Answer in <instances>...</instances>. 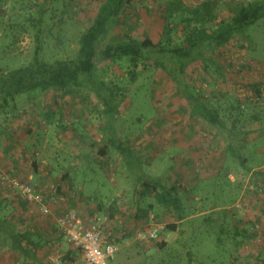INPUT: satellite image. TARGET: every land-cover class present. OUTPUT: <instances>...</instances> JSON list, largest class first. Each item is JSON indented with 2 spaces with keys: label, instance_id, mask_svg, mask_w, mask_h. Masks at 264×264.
Here are the masks:
<instances>
[{
  "label": "rangeland",
  "instance_id": "1",
  "mask_svg": "<svg viewBox=\"0 0 264 264\" xmlns=\"http://www.w3.org/2000/svg\"><path fill=\"white\" fill-rule=\"evenodd\" d=\"M168 1L135 0L123 17L119 32L130 31L136 39L146 34L154 41L163 39L167 33ZM183 1L194 7L208 0ZM210 1L215 3L214 14L227 19L232 5L250 0ZM98 3H48L38 43L34 19L40 15L43 0H0V68L27 65L37 51L41 59L48 61L76 56L79 36ZM194 16L198 18V13ZM183 23L179 17L172 20L174 42L182 41ZM251 29L250 44L235 38L218 52L215 62L198 60L187 67L189 91L198 98L192 104L185 98L183 88L169 76L174 75V66L141 62L134 67L127 57L99 64L93 77L99 83L92 84V76L85 75L81 86L72 88L70 94L37 89L20 95L16 106L0 110V216L18 223L21 220L23 224L35 221L50 229L47 232L53 236L48 241L52 244L47 241L41 250L48 255L49 264H66L64 250L71 243L59 229L56 217L71 209L72 199L55 203L61 208L59 212L43 215L35 204H21L25 200L8 184V179L31 180L46 187L62 182L66 168L80 166L74 174L75 188H82L81 196L90 204L107 206L121 189L133 193L142 177L172 179L178 175L181 161L193 170L192 175L201 176L193 184L181 187L186 219L176 230L159 232L156 239L162 236L168 245L148 254L139 251L134 256L136 263L264 264V174L259 171L264 172V20ZM159 58L164 60L165 54ZM91 85L94 89L89 88ZM256 86L262 89L261 95L255 93ZM100 89L102 96L108 94L120 103L114 115L106 111V105L95 94ZM83 93L91 94L97 103L87 102ZM51 100L64 102L61 118L53 123L43 111V105ZM206 107L213 108L228 129L251 131L238 139H224V132L220 135L202 118ZM111 134L114 142H108ZM180 138L182 148L173 143L180 142ZM139 139L143 148L135 144ZM105 144L107 159L96 154ZM149 147H158V152H148ZM116 158L124 160L118 163ZM47 171H51L50 175ZM204 174L208 175L202 177ZM75 202L87 206L85 200ZM35 239L44 240L40 236ZM130 239L140 242L135 233ZM156 239L147 242L155 247ZM6 252L10 258L15 255L11 249ZM82 261L87 264L84 258Z\"/></svg>",
  "mask_w": 264,
  "mask_h": 264
},
{
  "label": "trees",
  "instance_id": "2",
  "mask_svg": "<svg viewBox=\"0 0 264 264\" xmlns=\"http://www.w3.org/2000/svg\"><path fill=\"white\" fill-rule=\"evenodd\" d=\"M50 2H56V0H43V4L39 7L40 15L34 19L38 43H40L41 26ZM98 2L91 21L79 36L76 56L48 61L41 59L37 51L27 65L12 69L0 68L1 111H6L8 106H16L22 97L20 95L37 89L70 94L72 88L81 86L82 77L85 75L92 76L91 80L94 81L92 84H95L100 81H97L98 78L93 79L99 64L107 60H121L124 57L129 58L134 67H138L141 62H151L157 67L167 66V64L174 66L172 70L174 75L169 76L179 88H183L182 91L187 101L191 104L194 100L198 102V98H194L189 91L187 67L198 60L215 62L218 52L235 38H242L246 44H250L252 42L251 27L264 20V0L237 2L232 5L231 15L227 19H219L214 14L215 3L210 0L194 7L187 6L183 0H170L166 5L168 16L165 31L167 33L165 32L163 39L154 41L148 34L142 39H136L130 34V31L125 30L124 33H121L118 30L124 23L122 22L123 17L133 6L135 0H98ZM196 13H198V18L194 16ZM174 17H179L184 22L181 42H174L171 36L174 31V27L171 25ZM38 48L39 45L37 50ZM161 54H165L164 60L159 58ZM89 88L94 89V86L91 85ZM261 90L260 87H255V93L258 95L262 94ZM96 92L95 94L106 105V111L114 115L120 107V103L114 102V99L110 98L113 96L109 97L108 94V96H102L101 89L100 92ZM112 95L114 94L112 93ZM204 112L202 118L215 127L220 135L224 132L226 134L222 135L224 139L234 136L238 139L240 135H247L246 132L251 131H232L225 126L213 108L206 107ZM8 134L10 133L8 132ZM112 142L114 141L112 140ZM107 144L109 143L107 142ZM107 144L99 149V153L106 158L109 155ZM32 163L37 168L36 161ZM10 169L13 170L12 167ZM259 171L264 174L262 170ZM61 179L65 180L63 175ZM138 182L142 188L149 189L150 194L155 193V200L160 204L162 213L173 211L177 220L180 221L165 223L161 231L176 230L186 219L180 198L182 186L179 183L164 184L160 178L151 176L142 177ZM39 187L46 188L48 186ZM62 188L59 182L58 193L64 195ZM25 202L29 201L25 200L21 204L25 206ZM150 205L153 207L152 203ZM17 225L18 222L13 218L0 216L1 249L16 250L29 255L30 249L27 247V243L36 241L32 239L33 234L30 231L18 232ZM26 241L29 242L25 243ZM168 243L166 239L157 240L155 248H165Z\"/></svg>",
  "mask_w": 264,
  "mask_h": 264
},
{
  "label": "crops",
  "instance_id": "3",
  "mask_svg": "<svg viewBox=\"0 0 264 264\" xmlns=\"http://www.w3.org/2000/svg\"><path fill=\"white\" fill-rule=\"evenodd\" d=\"M54 92L55 94H59V92H56V91ZM83 94H84L83 97L84 99L86 98L87 102H91L93 104L97 103V101L95 100V97H93L91 94H88V93H83ZM98 98L100 102L103 103L101 98L100 97ZM34 103H35V106L33 108H36V102ZM63 103H64L63 101L58 100V102H56V100H51V101L46 102V104L43 105L44 114L46 118L50 120V122L53 123L56 119L58 120L59 118H61L60 116L63 112V108H62ZM56 113H58L59 115L58 118H56ZM34 128L37 130L36 126H34ZM27 136L28 135H26V137ZM100 137H103V136L101 135ZM107 137H108V140H111L112 137L114 136L113 134H111V135H108ZM181 141L182 140L180 138V142L178 140H174L173 143L175 142L174 145H178L179 147H181V144H182ZM129 143L131 144V142ZM134 143L135 142H133V145L136 144L137 147L141 146V148H143V145L141 144L140 139L135 144ZM149 148L150 149H148V152L151 151L153 153H157L158 151L156 149H159L158 147L156 149H153V147H149ZM35 150L38 152L40 151L36 148ZM97 153H99V150L96 151V154ZM79 154L81 153L78 151V155ZM78 155H75V156L78 157ZM116 159L118 163H121V161L124 160L123 158H116ZM65 165L66 164H63L64 167H66ZM79 167L80 166L75 167L74 169L66 168L65 173L63 174V179L65 180L64 181L62 180V182H60L63 187L62 192L65 195L64 197L66 199L68 198L72 199V201L69 199L71 201V203H69L71 209H68V210H72L76 212L81 218H83V221L85 223H88L93 217L101 218L106 229L111 230L113 234L112 235L113 242L117 243L121 247L120 251L115 255L113 259L114 264H140L141 262L136 263V260H134L135 259L134 256L138 254L139 251H143L142 253L145 252V254H148L149 251L155 249V247H153V245H151L150 242L140 241L139 243H135L134 240L130 239L132 238L133 233H135L137 229L141 228L143 225L149 223L152 220L156 222H160L164 225L165 223H169V222H180L179 220L174 219L175 213H173V211L168 212V213L167 212L162 213L160 204L157 203V201L155 200L156 199L155 193L150 194L151 192L149 191V189L142 188L139 182H138L137 187L134 189L133 193H129L127 192V190L121 189L122 191L117 192V194L114 197L112 196L113 198L107 204V206H104V204L102 203L100 204L97 203L94 205L90 204L88 202V199L85 196L83 195L81 196L82 188L79 187V190H80L79 191L75 188V185H74L75 184L74 182L76 181L74 178L75 170H77ZM179 167L180 168H179L178 175H174L172 179L168 178L162 182L168 185H171L173 183H179L181 186H185V184L189 186L193 184V181L196 182L197 179L201 177L199 176L200 175L199 173L192 175L193 170H191L190 168L188 169L187 166H185L183 162L181 161H180ZM152 170H155V169H152ZM50 172L51 171H47L45 173L50 175ZM206 175L208 174H204L202 175V177ZM182 181H183V184H182ZM64 186H66V188ZM70 186L74 188L73 191L70 188ZM71 193H72V197L70 196ZM75 200H85L87 201V204H86L87 206L83 207L81 206V204H76ZM138 200L140 201L139 203H137ZM151 203L153 204V207H151L150 205ZM98 204L100 206L97 208ZM53 205H55L54 208H52L53 211L56 213L59 212L61 208H59L58 204L54 203L52 204V207ZM67 205L68 204H66V206ZM155 207L158 208L157 212L154 211ZM125 211L127 212L126 214H124ZM63 212L65 211H62L60 214H62ZM23 226H26L28 228L24 229L26 227H23ZM17 230L18 232L30 231L33 234L32 239L36 242L35 243H32V242L27 243L29 241L25 242L27 243V247L30 249L29 255H27V253H22L16 250H12L15 252V255L12 256V258H10L5 255L7 254V252L4 253L5 249H1L0 252L3 254H1L0 256V264H22L23 260L25 264H49L47 261L48 255H46L45 252H42V250L45 249V245H46L45 243L48 241V239L53 236V233L47 232L50 229L47 230V227L44 229L38 222H35V221H29V224H23L20 220V222L17 225ZM51 232L53 231L51 230ZM36 236L43 237L44 240L38 241L35 239ZM158 240L163 241L165 240V238L160 236ZM48 244L51 245L52 243L48 241ZM17 252L20 254V256H17L16 254ZM22 254H25L26 257ZM82 258H84L82 251L78 249L77 247H75L72 243L71 245H69V248L64 250V260L66 264H85V262L82 261Z\"/></svg>",
  "mask_w": 264,
  "mask_h": 264
},
{
  "label": "built area",
  "instance_id": "4",
  "mask_svg": "<svg viewBox=\"0 0 264 264\" xmlns=\"http://www.w3.org/2000/svg\"><path fill=\"white\" fill-rule=\"evenodd\" d=\"M7 182L19 191L23 199L35 204L43 215L52 213L51 204L66 201L64 195L58 193V183L55 182L46 188L19 178H11ZM56 220L64 236L82 251L87 264H112L121 247L113 242L111 230L106 229L100 217H93L85 223L76 212L66 210ZM163 228L164 224L152 220L137 229L135 237L139 241L154 240Z\"/></svg>",
  "mask_w": 264,
  "mask_h": 264
}]
</instances>
